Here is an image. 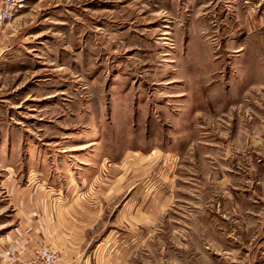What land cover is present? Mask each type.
Returning <instances> with one entry per match:
<instances>
[{"label":"rangeland","instance_id":"rangeland-1","mask_svg":"<svg viewBox=\"0 0 264 264\" xmlns=\"http://www.w3.org/2000/svg\"><path fill=\"white\" fill-rule=\"evenodd\" d=\"M264 264V0H27L0 28V264Z\"/></svg>","mask_w":264,"mask_h":264},{"label":"built area","instance_id":"built-area-1","mask_svg":"<svg viewBox=\"0 0 264 264\" xmlns=\"http://www.w3.org/2000/svg\"><path fill=\"white\" fill-rule=\"evenodd\" d=\"M27 0H0V28L2 24L15 16ZM36 264H59L57 254L50 249H41L36 255Z\"/></svg>","mask_w":264,"mask_h":264}]
</instances>
